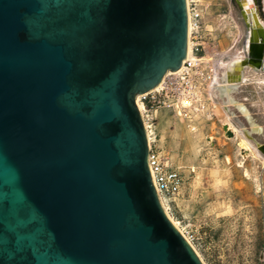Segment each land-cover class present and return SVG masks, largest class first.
<instances>
[{
  "label": "water",
  "instance_id": "obj_1",
  "mask_svg": "<svg viewBox=\"0 0 264 264\" xmlns=\"http://www.w3.org/2000/svg\"><path fill=\"white\" fill-rule=\"evenodd\" d=\"M187 46L186 0H0V264H204L137 105Z\"/></svg>",
  "mask_w": 264,
  "mask_h": 264
},
{
  "label": "rangeland",
  "instance_id": "obj_2",
  "mask_svg": "<svg viewBox=\"0 0 264 264\" xmlns=\"http://www.w3.org/2000/svg\"><path fill=\"white\" fill-rule=\"evenodd\" d=\"M196 1L203 11L202 40L215 54V85L224 70L245 59L249 35L244 42L247 27L235 0ZM255 5V19L264 27V0ZM244 66V76L253 82L249 99L256 89L264 99V69ZM237 90L232 92L236 100ZM214 94L219 107L212 119L187 118L163 107L149 112L156 146L169 153L183 177L180 194L165 199L167 211L204 264H264V145L260 135L251 136L253 124L238 107L225 105L228 96L215 88ZM249 111L257 119V108ZM229 120L234 122L232 137L220 128V121Z\"/></svg>",
  "mask_w": 264,
  "mask_h": 264
},
{
  "label": "built area",
  "instance_id": "obj_3",
  "mask_svg": "<svg viewBox=\"0 0 264 264\" xmlns=\"http://www.w3.org/2000/svg\"><path fill=\"white\" fill-rule=\"evenodd\" d=\"M188 12L191 27L190 55L186 56L178 70L165 74L158 88L137 96L142 104L141 115L146 134L149 131L148 164L151 176L156 191L164 202L165 199H174L180 194L183 177L179 168L171 165L169 153L156 146L149 112L163 107L178 115L184 114L187 118L200 114L212 119L215 116V109L219 107L213 92L217 76L214 50H206L208 45L202 40L205 33L203 11L196 0H189ZM220 124L224 135L223 125L226 123L220 121ZM185 236L191 242V238L186 234Z\"/></svg>",
  "mask_w": 264,
  "mask_h": 264
},
{
  "label": "bare ground",
  "instance_id": "obj_4",
  "mask_svg": "<svg viewBox=\"0 0 264 264\" xmlns=\"http://www.w3.org/2000/svg\"><path fill=\"white\" fill-rule=\"evenodd\" d=\"M188 1L186 0V5H187V12H188ZM239 7L241 8V11L243 12L245 19L248 21L249 17L252 15L250 14L251 11H255L256 9V5H255V0H237ZM190 24H189V12H188V46H187V56L190 55V39H189V35H190ZM249 35V33L247 34ZM248 46H246L247 49ZM243 57L242 59H240L239 61H237L234 65H233V69H226L223 71L222 75L220 76V80L213 86L214 88L219 92L220 95L224 96H228V99L225 101V105L229 106V105H235L237 106L240 111L252 122V131H262V127L259 126L257 123H255L252 120V116L251 113L248 109V107L241 101L236 100L233 96H232V92H234L236 89L239 88L240 85H243L246 83L247 78L244 76V70L245 67L244 64L242 63ZM224 62V61H223ZM231 67V66H230ZM165 76V75H164ZM219 77V75L216 76L215 82L217 80V78ZM164 78V77H163ZM163 80V79H162ZM161 80V82H162ZM161 82L155 86L153 89L158 88L161 84ZM214 88H213V92H214ZM152 89V90H153ZM137 105L138 108L140 110V112L142 111V104L139 102V100L137 99ZM226 125H228L229 129L233 128L234 122L232 120H229ZM245 133H247L249 135V132L244 129ZM147 140L148 142H150V138H149V131H147ZM243 145H247L246 139L244 138L242 140ZM163 208L167 214V216L170 218V220L173 222V224L176 226V228L185 236V232L183 231V229L180 227L179 223L177 221H175L168 213L167 211V206L165 204V202L161 199ZM186 237V236H185ZM187 238V237H186ZM199 255V254H198ZM204 263V262H203Z\"/></svg>",
  "mask_w": 264,
  "mask_h": 264
},
{
  "label": "crops",
  "instance_id": "obj_5",
  "mask_svg": "<svg viewBox=\"0 0 264 264\" xmlns=\"http://www.w3.org/2000/svg\"><path fill=\"white\" fill-rule=\"evenodd\" d=\"M252 83L253 82L250 81L247 78L246 83L239 86V88L237 90V100L243 102L248 107V109L249 108H254V107L257 108V110L259 112L257 114V119H254L253 116H252V120L255 123H257L259 126L262 127V131H260V132L252 131L251 132V136L252 135H260L261 139H262V142H263L262 144L264 145V99H263V94L260 93V90H258V89L255 90V96H252L251 99H249V94H248V90L247 89L251 88V84ZM259 88H261V87L259 86ZM241 116L244 117L242 114H241ZM244 119L246 120L245 117H244ZM246 122H249V121L246 120ZM234 135H235V133H234Z\"/></svg>",
  "mask_w": 264,
  "mask_h": 264
},
{
  "label": "flooded vegetation",
  "instance_id": "obj_6",
  "mask_svg": "<svg viewBox=\"0 0 264 264\" xmlns=\"http://www.w3.org/2000/svg\"><path fill=\"white\" fill-rule=\"evenodd\" d=\"M244 20V18H243ZM245 23V21H244ZM246 25V23H245ZM249 36L248 41H250V54L251 57H246L244 59L245 63H256L258 60H261L262 57H264V38L259 33L258 29L253 28L252 34H250V31L248 30ZM247 28H246V34L244 36V42L246 41L247 37Z\"/></svg>",
  "mask_w": 264,
  "mask_h": 264
}]
</instances>
